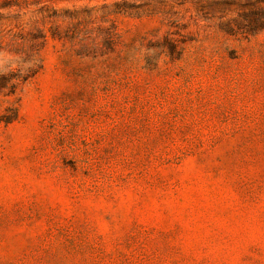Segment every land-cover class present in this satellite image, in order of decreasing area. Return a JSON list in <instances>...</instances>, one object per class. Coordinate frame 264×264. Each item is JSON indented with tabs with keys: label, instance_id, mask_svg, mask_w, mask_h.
<instances>
[{
	"label": "rangeland",
	"instance_id": "obj_1",
	"mask_svg": "<svg viewBox=\"0 0 264 264\" xmlns=\"http://www.w3.org/2000/svg\"><path fill=\"white\" fill-rule=\"evenodd\" d=\"M0 264H264V0H0Z\"/></svg>",
	"mask_w": 264,
	"mask_h": 264
}]
</instances>
